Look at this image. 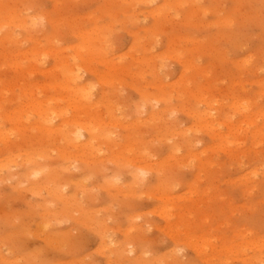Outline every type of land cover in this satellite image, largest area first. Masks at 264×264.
<instances>
[{
    "label": "rangeland",
    "instance_id": "1",
    "mask_svg": "<svg viewBox=\"0 0 264 264\" xmlns=\"http://www.w3.org/2000/svg\"><path fill=\"white\" fill-rule=\"evenodd\" d=\"M258 244L264 0H0V264H264Z\"/></svg>",
    "mask_w": 264,
    "mask_h": 264
},
{
    "label": "bare ground",
    "instance_id": "2",
    "mask_svg": "<svg viewBox=\"0 0 264 264\" xmlns=\"http://www.w3.org/2000/svg\"><path fill=\"white\" fill-rule=\"evenodd\" d=\"M150 1V0H149ZM155 1V0H154ZM133 83V82H132ZM134 84V83H133ZM136 85V84H135ZM48 112V111H47ZM42 114H46L45 113V111L43 112L42 111ZM43 115V117H45ZM46 118V117H45ZM48 118V117H47ZM45 120V119H44ZM51 121V120H50ZM77 124H79L78 123V121L76 122ZM81 123V122H80ZM80 129H83V130H89L90 129V125H88V124H84V123H82V125L81 126H78V128H77V132H78V134L76 135V139L78 140V137L79 136H81V132H80ZM76 133V132H75ZM74 133V134H75ZM76 142H78V141H76ZM118 155H119V153H118ZM165 211H166V209H165ZM174 226V225H173ZM171 224L169 225V228H172L173 227ZM108 231V227L106 226V224H102V227H101V230H100V234H99V238H98V240H99V247L101 248L100 249V251H103V250H107V247H108V243H109V240L107 239L109 236L107 235V232ZM264 244H258L257 245V248H261L262 246H263Z\"/></svg>",
    "mask_w": 264,
    "mask_h": 264
}]
</instances>
